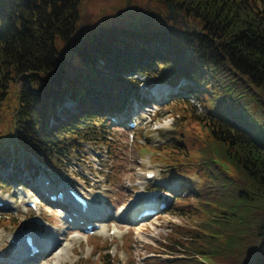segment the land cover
<instances>
[{"label": "trees", "instance_id": "1", "mask_svg": "<svg viewBox=\"0 0 264 264\" xmlns=\"http://www.w3.org/2000/svg\"><path fill=\"white\" fill-rule=\"evenodd\" d=\"M83 1L0 0V189L60 173L83 144L113 158L111 117L129 118L154 98L142 85L164 83L176 125L155 149L167 185V173L181 183L171 211L203 218L179 264H264V0H153L198 30L139 19L80 34ZM61 47L82 67L69 72ZM13 134L18 164L3 147Z\"/></svg>", "mask_w": 264, "mask_h": 264}, {"label": "rangeland", "instance_id": "2", "mask_svg": "<svg viewBox=\"0 0 264 264\" xmlns=\"http://www.w3.org/2000/svg\"><path fill=\"white\" fill-rule=\"evenodd\" d=\"M167 7L153 0H84L79 9L77 31L87 34L101 28L119 27L122 23L135 27L139 19L148 25L166 23L168 26L198 30L196 22L179 9L173 6L170 10ZM61 50L71 62L69 72L82 67L79 59L68 49L61 47ZM143 89L147 96L153 93L161 96L167 91V87L157 89L158 93L154 91L156 88L146 90L143 86ZM157 105L160 116L155 121L145 112L146 118H142L137 111L130 119L139 123L138 128L129 130L124 121L119 124L113 138L117 148L113 158H109L107 150L100 149L103 146L83 144V149L75 154L72 152L60 173L41 168L39 174L45 172L42 177L33 176L30 182L22 175L24 183L13 182L9 189L0 190V201L7 205V208L0 209V264H53L56 253L67 245L69 249L63 255L61 264H105L106 254H110L112 264H179L187 257L183 250L184 246L189 245L190 235L187 232L194 230L203 218L171 211L172 204L177 203L171 189H179L181 185L176 178L178 176L166 174L171 182L164 191L149 192L146 187L153 183L165 187L164 164L158 162L155 148L166 139L165 136L163 138L164 123L170 125L166 130H172L176 125L172 109L162 102ZM134 108H137L136 105ZM131 133L133 139L130 138ZM3 147L16 157V164L23 161L24 153L14 134L3 142ZM149 170L154 171L156 177L146 184H137L143 180L142 173ZM11 171L12 167L2 173ZM46 178H49V186L54 190L62 189L61 182H66L86 196L94 214H101L105 235H100V232L90 235L83 230L85 223L75 227L59 216L56 206L45 199L44 189L48 186L44 183ZM146 192L150 195L169 193V204L154 217L136 221L141 201L135 213L133 209ZM135 195L138 200L134 205ZM32 200L37 203V210L28 205ZM4 218L9 219V222H4ZM12 218L17 220V225L11 224ZM111 229L116 231L114 235L109 234ZM26 234L34 237L35 243L43 251L41 254L28 256ZM11 237L19 238V246L12 245ZM54 240L59 241L52 245ZM48 244H51V248L46 252L44 246ZM171 246L175 249H170Z\"/></svg>", "mask_w": 264, "mask_h": 264}, {"label": "bare ground", "instance_id": "3", "mask_svg": "<svg viewBox=\"0 0 264 264\" xmlns=\"http://www.w3.org/2000/svg\"><path fill=\"white\" fill-rule=\"evenodd\" d=\"M137 204H140V201L137 202ZM137 205H135L134 209H133V212L135 213L137 211ZM93 210V209H92ZM94 211V210H93ZM141 212V210H138L136 213H139ZM89 213V211L86 213V215ZM94 216L98 217V218H101V214H95ZM97 230V229H96ZM12 238V237H11ZM56 241H59V240H54L52 242V245L55 244ZM44 251L46 252H49L50 248H51V244H48L46 246H44ZM68 249H69V245L65 246V247H62L59 249V251L56 253V255L54 256V259L52 261L53 264H61L62 260H63V255H66L67 252H68Z\"/></svg>", "mask_w": 264, "mask_h": 264}, {"label": "water", "instance_id": "4", "mask_svg": "<svg viewBox=\"0 0 264 264\" xmlns=\"http://www.w3.org/2000/svg\"><path fill=\"white\" fill-rule=\"evenodd\" d=\"M170 9L172 10L173 9V6L170 7ZM187 28V27H186ZM139 29V28H138ZM159 197L161 199H163L164 201H167L168 198H169V195L168 194H163V193H160Z\"/></svg>", "mask_w": 264, "mask_h": 264}]
</instances>
